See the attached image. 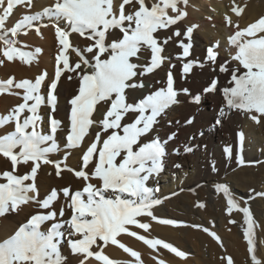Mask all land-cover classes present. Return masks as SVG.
<instances>
[{"label": "snow or ice", "instance_id": "1", "mask_svg": "<svg viewBox=\"0 0 264 264\" xmlns=\"http://www.w3.org/2000/svg\"><path fill=\"white\" fill-rule=\"evenodd\" d=\"M187 3L188 0H122L117 6L114 0H53V3L42 11L24 14L11 29H5L6 21L13 15L14 9L18 6L30 8L33 6V0H0V30L4 31V37L0 38L4 39L3 57L8 61H13L19 56L28 63L35 53L41 51L36 48L33 53L15 47L16 41L5 38L8 32L11 36H17L21 31L33 27L39 32L40 28L36 22L44 17L63 21V24H54L60 49L56 56L54 77L48 83L47 103L52 111H55L56 90L62 76L71 74L67 75V79H78L77 94L69 101L71 108L64 147L82 151V168L73 171L85 184L82 190L73 192L70 187H64L61 191L70 202L72 211L70 220L66 222L70 229L68 235L81 237L70 239V248L74 254H84L85 260L94 257L102 264H118L105 255L103 250L92 251L93 245L102 241L104 245H119L136 258L137 264H142L140 254L117 239L122 233L136 237L153 249L160 245L178 256L185 255L169 243L160 239H149L130 228L135 226L147 231L151 226L142 222L141 218L147 216L153 220L158 219L154 209L162 204V200L156 196L159 188L148 186V182L163 170L167 141L162 142L156 137L143 144L139 142L141 137L154 130L158 118L165 114L170 106L178 103L174 76L170 69L166 86L151 91L136 103L128 102L127 90L145 88L146 85L139 78L162 66L165 60L162 55L164 49L154 34L170 29L182 21L187 16V11L181 5L186 6ZM126 6L132 11L128 12ZM242 11L239 7L232 8L237 17ZM226 20L229 25H233L230 17H226ZM195 27L189 26L183 33L189 41ZM234 28V32L226 37L228 45L234 50L231 60L219 65V73L229 77L227 85L218 89L220 79L217 75L203 92H222L224 105L220 108L215 125H222L226 112L231 110L244 112L252 121L262 123L264 16L243 28L237 23ZM115 30L121 35L109 39ZM73 33L89 41L83 52L72 47L70 36ZM173 35L179 37L182 33L177 29ZM168 39L171 37L164 41L165 44ZM179 45L183 49L182 56L189 57L191 43L180 41ZM70 48L78 57L75 61L70 60ZM218 48L219 43L207 49L208 62H216ZM149 51V63L133 62L141 60ZM3 62L0 60V63ZM195 65V61L188 60L182 66L183 74H189ZM46 76L47 73H43L35 78L34 82L29 79L17 82L13 78L0 81V93L13 87L23 90V102L8 115L0 116V125L14 122V130L0 136V156L7 158L12 167V170L0 173V176L6 179V183H0V216L9 211H16L20 205L30 200L37 201L40 209L45 210L33 214L13 235L0 242V264H62L64 260L59 251L60 239L64 235L61 231L64 223L53 222L46 232L41 231L45 222L56 221L57 212L52 206L59 198V193L53 189L44 199L39 200L35 184L41 164H53L57 176L62 172L60 162L49 159V154L59 151L55 134L61 126V121L54 116L49 118L50 134L43 133L40 127L43 118L39 115V109L45 102V97L41 95V86L45 83ZM188 91L183 89L185 94ZM193 101L199 103L201 95L194 96ZM100 104L107 105V110L102 119L96 121L93 113ZM25 112L29 114L23 115ZM129 114H134L135 119L131 123H122ZM191 122V119L187 121ZM95 128H99V131L95 132L91 143L86 144V138L91 136L90 129ZM175 135L170 134L168 140L173 139ZM238 135L242 144L244 134L240 132ZM184 151L188 153L193 149L185 146ZM224 153L230 157L232 149L226 146ZM30 162V172L24 175L15 174L18 165H29ZM93 179L99 182V186L91 182ZM29 180L32 183H26ZM215 187L216 191L222 192L227 198L229 213L233 209L243 212L246 225L243 236L247 241L251 262L264 264L256 254L255 222L250 209L240 207L228 186L217 184ZM29 193L35 195L30 196ZM256 195L264 196V192ZM59 216H64L63 208L60 209ZM159 222L176 223L173 220ZM203 230L219 240L216 233L210 232L208 228ZM85 260H82L81 264H85ZM160 264L165 262L160 261ZM227 264H233L230 256L227 257Z\"/></svg>", "mask_w": 264, "mask_h": 264}, {"label": "bare ground", "instance_id": "2", "mask_svg": "<svg viewBox=\"0 0 264 264\" xmlns=\"http://www.w3.org/2000/svg\"><path fill=\"white\" fill-rule=\"evenodd\" d=\"M121 2L122 0H114L117 6ZM205 2H210V6H207ZM50 3L48 1L45 2V0H33L31 9L34 11ZM220 3L223 5L222 9L219 8ZM181 7L187 11V16L177 25L171 26L170 29L160 30L154 34L164 49L162 53L165 57L164 63L153 73L140 77L139 79L143 80L146 87L143 89H128L127 97L129 103H136L151 91L166 86L167 74L171 69L174 76V88L178 92V103L170 106L165 114L158 118V123L155 125L154 130L149 135L141 137L139 142L143 144L156 137H159L162 142L167 141L165 145L166 156L163 161V170L159 175H154L148 182V186L151 187V185L155 184L156 188L158 187V182H162L163 189L161 194L156 195L162 200V204L156 206L154 209V214L158 218L157 220H153L147 216L141 218L142 222L150 224L151 227L149 230L145 231L135 226H130V228L132 231H136L138 234L144 235L149 239H160L166 243L170 242L175 248L185 253V255L182 257L178 256L160 245L155 249L147 247V245L144 246L139 242H134L132 240L133 238L130 239L123 234H120L118 237L123 242H127L128 244H126L131 246L132 250L140 254L142 264H160V261H164L165 264H227V257L229 256L232 258L233 264H252L251 255L247 251V241L243 236V231L246 227L243 212L235 209L232 212L234 215L231 216L235 223H231V228L223 229V224L230 222L229 220L226 222V219L223 217V212L219 209V206L225 200H222L221 195L216 196L214 194H217L215 186L217 184H224L228 186L234 198L239 202L240 207H248L250 209L255 222L254 240L257 244L256 254L258 259L264 261V218H262V215H264V196L256 195L257 193H261L260 191L264 192V122L256 123L244 112L231 110L226 112L222 120V125H215V121L220 115V108L224 105L222 92L219 90L215 93L203 92L209 86L211 80L217 75L220 79L218 89H222V87L227 85L229 77L223 73H219V65L225 61H230L231 54L234 52L228 45L226 37L234 32L235 24L238 23L239 27L243 28L261 16H264V0H188L187 5H181ZM233 7L243 9L239 17L232 12ZM126 9L128 12L132 11L129 6H126ZM18 17L16 14L12 15L6 21L5 29H11ZM226 17L231 18L233 25L227 23ZM193 25L196 27L192 33L191 41H189L183 33L187 27ZM177 29L182 33L179 37L173 35ZM24 32H20V35H22L20 37L24 39L18 44V48L22 50L28 49V46L32 45V41L36 39ZM18 35L11 36V33L8 32L5 38L17 39ZM119 35H121L119 31L115 30L113 36L109 39ZM0 37H4L3 30H0ZM169 37L171 39H168V42L165 44L164 41ZM41 39L43 42L45 41L43 45L46 47L53 42H57V37L51 33V30L45 31ZM71 41L75 45V48H79L82 52L89 43L85 38L75 33L72 34ZM180 41H183L185 44L190 42L192 45L190 56L187 58L182 56L183 49L179 45ZM217 43H219V54L216 62L213 64L207 61L206 54L207 49ZM0 48L3 49L4 46ZM69 55L71 61L78 59L73 51L69 52ZM188 60L195 61L196 65L185 76L182 72V66ZM133 62L149 63L150 51L146 52L141 60H134ZM201 64L203 65L202 67L200 66ZM18 66L21 67L23 64L20 66L18 63ZM18 69L21 70V68ZM67 75L71 74L63 76V82H61L58 88L57 94L59 100L55 111H52L50 107L43 109L44 113H46L45 115L42 114L46 116L44 120L49 121L51 116H56V119L61 121V124L66 122L68 118V98L79 87L78 79L73 77L72 80H69L67 79ZM183 89H188V93L185 94ZM197 94L201 95V101L199 103L193 101V97ZM106 110L107 105H98V109L93 114L94 119L96 121L102 119L103 113ZM134 119L135 115L129 114L122 123H131ZM190 119L192 122L187 123ZM97 129L99 128L90 129L91 136L86 138L87 142L92 140L94 132ZM240 132L244 134L242 144L238 135ZM172 133L176 134L175 137L168 140L169 135ZM58 134H60L58 138L60 143L59 147H64L66 136L63 135V131L58 132ZM250 140L253 142L251 143ZM185 146L191 147L193 151L186 153L184 151ZM226 146L232 149L230 157L224 153ZM248 146H250L249 149ZM62 151L59 150V154H63L64 151L61 153ZM78 152L79 150H72L71 156L67 158L66 163L69 162L76 165ZM51 157L53 160L58 158H55V155L53 156L52 153ZM245 163H248V165H245ZM176 165H180V167H176ZM213 165L215 166V170H213ZM27 166L31 167L30 164ZM61 168V175L57 176L53 164H41L37 175L45 180L48 188L55 186L57 183L67 185L73 181L74 189L81 190V186L85 182L77 178L75 174L69 172V170L67 171L65 164ZM177 172L179 174L178 179L176 178V181H174L173 175ZM165 177H168L167 182L170 180L168 184L165 182ZM31 182V180L26 181V183ZM91 182L94 184L99 183L95 179ZM250 188H252L251 192ZM168 189L182 192V197L179 200H174L170 203L174 209L177 206L176 208L179 209L180 215L175 214L168 207L167 202L169 203V198L167 196L171 193V190ZM182 189L186 191H181ZM200 190H203L204 194ZM187 192H192L191 197H199L206 202L207 210L202 216L198 211L195 212L192 210L193 205L191 206V204L187 203L189 196ZM239 193H242V196H249L250 194H253V196H250L249 199L242 200V198L240 199L236 196ZM38 198L43 199L44 197L39 194ZM180 204L181 206H179ZM33 211L39 212L43 211V209L38 208ZM194 213L198 215V218H196L197 216H193ZM171 219L182 220L186 224H189V226L185 224L177 226L178 224H164L159 222L160 220ZM200 224L209 227L208 229L216 233L219 240L208 233H203L200 231V228L194 227V225ZM189 232L190 234L191 232L192 234L194 233V236H196L197 243L194 246L187 242L189 239L188 236L190 235H188ZM98 244L101 245V241H98ZM98 249L101 248L98 247L94 250L97 251ZM190 249L197 254H201L203 257H193L194 254L191 251L189 252ZM101 250L110 259L118 262V264H137L136 258L132 257L130 253L125 252L120 247L108 244V246ZM70 260L73 259L70 258ZM89 260H91L90 264H102V262L97 261L94 257Z\"/></svg>", "mask_w": 264, "mask_h": 264}, {"label": "rangeland", "instance_id": "3", "mask_svg": "<svg viewBox=\"0 0 264 264\" xmlns=\"http://www.w3.org/2000/svg\"><path fill=\"white\" fill-rule=\"evenodd\" d=\"M48 1V2H51L53 3V0H45V2ZM220 2V1H219ZM51 3L49 5H43L41 8L39 9H36V10H32L30 7H26V6H18L17 8L14 9V13L13 15L16 14V16L18 15L19 17L16 18L15 20V23L22 18V16L24 14H34L36 12H40L43 10V8L45 7H48L51 5ZM207 4V6L209 5L210 6V2H205ZM222 3H220L219 5V8L222 9ZM21 15V16H20ZM55 23H60V24H63V21H55V20H50L49 18L47 17H44L41 21L39 22H36L37 26L40 28V31L37 32L35 27L33 28H29V29H25L22 32L26 33L27 35H31V37H35L36 39H34L32 41V45L28 46V49H21L22 51H30V52H33L35 53V49L36 48H39L41 49V51L39 53H35L33 59L28 62V63H25L24 60L20 59L19 56H17L13 61H8L6 57H3V49L0 48V60H3L4 62L3 63H0V81H5L9 78H13L15 81H20L22 79H29V80H32L34 82L35 78H37L39 75L43 74V73H47V76H46V81L45 83L42 84L41 86V95H43L45 97V102L41 105L40 109H39V115L43 118L42 121H41V124H40V127H41V130L43 133L45 134H50V125H49V121L47 120H44L46 118V116H43L45 115L46 113H44V110L46 107H50V105H48L47 103V94H48V91H49V88H48V83H50L51 79L54 77V73H55V67H56V56L59 52V49H60V45L58 43V38L56 39L57 42H53L51 43L50 45H48L47 47L44 44V42L42 41V37L44 36V33L45 31H50L51 30V33L55 35V27H54V24ZM14 26V24L12 25V27ZM5 27H6V24H5ZM25 34V36H26ZM22 35H18V38H12V40L16 41V44L14 45L15 47H18V44L19 42L24 39L22 37H20ZM24 36V35H23ZM39 38V39H38ZM71 38H72V35L70 36V41H71ZM40 43V44H39ZM72 43V41H71ZM34 44V45H33ZM42 45V46H41ZM72 47H75V45L72 43ZM4 46L5 47V44H4V39L0 38V47ZM50 47V48H49ZM44 48V49H43ZM2 49V50H1ZM69 52H72V49L70 48ZM75 53V52H73ZM42 59V60H41ZM47 59V60H46ZM41 61H44V62H41ZM40 62V63H39ZM18 63L19 65L21 66V64H23V66L19 67L18 66ZM17 64V65H16ZM7 66V67H6ZM21 68L18 69L17 68ZM26 67V68H25ZM15 69V70H14ZM18 69V70H17ZM3 70V71H2ZM12 70V71H11ZM17 70V71H16ZM16 71V72H15ZM20 71V72H19ZM15 72V74H14ZM22 72V73H21ZM24 72V73H23ZM63 79L64 77L62 76L61 77V80L59 81L58 83V87H57V90H56V94L58 93V88L60 87L61 85V82H63ZM77 91H78V88L75 90V93L73 92L69 98L71 99L72 96H74L75 94H77ZM17 93H19V95H17ZM5 96V97H4ZM7 96V97H6ZM2 97V98H1ZM22 97H23V90H20V89H16V88H11L5 92H2L0 93V116H4V115H8L12 109H14L19 103L23 102L22 100ZM6 98V99H5ZM68 98V100L70 101V99ZM6 100V101H5ZM10 100V101H8ZM13 100V101H12ZM58 100H59V96L57 94V102H56V105L58 103ZM46 105V106H45ZM44 106V107H43ZM71 108V105L69 104L68 105V110H67V120L65 123L61 124L60 126V129H58L57 133L55 134V140L57 142V144L60 146V143L58 141V138L60 137V134H58V132H64L63 135L66 136L67 134V130H68V126H69V114H70V108ZM2 108V109H1ZM97 109H98V106H97ZM42 111V112H41ZM29 113L25 112L23 115H28ZM43 114V115H42ZM94 114V113H93ZM23 115H22V118H23ZM56 118V116H54ZM6 129V130H5ZM14 130V122H9L8 124L6 125H0V136L8 133V132H11ZM61 130V131H60ZM96 131H99V129L95 130ZM95 132H94V135H95ZM122 134V133H121ZM64 136V137H65ZM66 138V137H65ZM94 138V136H93ZM92 138V139H93ZM89 143H91V141H88ZM88 142L86 141V143L88 144ZM250 142L252 143L253 141L250 140ZM66 144V143H65ZM250 146H248V149H249ZM61 148V149H60ZM59 150H63L61 153L63 154H59V152H54L52 153L53 156L55 155V158H57L56 160H53L52 157H51V154H49V159L50 160H53V161H58L60 162L61 166L63 167V165L65 164L66 166V170L73 174H75V171H79L77 169H80L82 168V159H80L82 157V151L79 150L78 152V156H77V164L74 165L72 163H66L67 161V158H69L71 156V151L69 149H66L65 147L61 146L59 147ZM67 150V151H66ZM18 151V149H17ZM67 153V155H66ZM80 153V154H79ZM69 155V156H68ZM68 156V157H67ZM66 159V160H65ZM31 165V163H30ZM78 165V166H77ZM245 165H248V163H245ZM30 166H27V165H18L17 168H16V171H15V174H18V175H24L25 173H28L30 172ZM12 170V167H11V163L10 161L3 157V156H0V173H3L4 171H10ZM178 172L175 173L173 175V179L174 181H176V178L178 179ZM39 178V179H38ZM41 178V179H40ZM168 180V177H165V182L168 184L169 181L167 182ZM0 183H6V179H4L2 176H0ZM32 183V182H31ZM35 184H36V188L39 192L40 195H42L44 198L50 194V192L55 188L58 193H59V198L54 202L53 204V209L57 212V217H56V221H48V222H45L42 226H41V231H44L46 232L48 230V228L51 226V224L53 222H63L64 223V227L61 229V231L64 232V235L63 237L60 239V243H59V251L62 255V257L64 258L62 264H81V261L82 260H85V257H84V254H74L70 248V245H69V240L70 239H79L81 237H79L78 235L77 236H72L70 237L68 235V232H69V226L67 225V221L70 220V217H71V214H72V211L70 210L71 208L69 207V201L67 198H65L62 194V189L65 187H70V189L75 192L79 189H74V186H73V181L69 182L67 185H63L61 183H57L55 186H50L48 188V184L45 183V180L40 177L39 175L36 176V179H35ZM44 184V185H43ZM99 186V183H95ZM69 185V186H68ZM84 184L81 186V190L83 188ZM151 187L153 188H156L155 184L151 185ZM53 188V189H52ZM159 188V192L156 193V195H160L161 194V191L163 189V184L162 182H158V187ZM168 190H171V193L169 194V196H167L169 198V203L167 202V204L169 205L168 207L175 213V214H179V209L176 208L177 206H175V209L171 206V202L172 201H176V200H179L182 196V192L180 191H176V190H172V189H168ZM185 189H182L181 191H184ZM186 191V190H185ZM189 191V190H188ZM201 192H203V190H200ZM252 191V188H250V192ZM168 192V191H167ZM262 192V191H260ZM217 194H214V195H221V198L224 202L221 207V205L219 206V209H221V211L223 212V217L226 219V222H228L227 220H229L230 222L228 223H225L223 224V229L225 230L226 228H231L232 226L231 225V221H233V217H231L232 215H234V212L235 209H233V211L231 213H229L227 211V208H228V204H227V198L224 196L223 193L221 192H218L216 191ZM232 193V192H231ZM187 194L189 195L188 198H187V203L188 204H191L192 206V210H194L195 212L198 211L200 213V215L202 216V214L205 213V211L207 210V204H205L206 202L204 200H202L201 198H196V197H191L192 196V192H187ZM204 194V192H203ZM30 196L32 195H35V193H29ZM62 195V196H61ZM238 196L240 199L242 198V200L244 199H249L250 196H253V194H250L249 196L245 195V196H242V193L239 195H236ZM63 197V198H62ZM179 197V198H178ZM43 198V199H44ZM86 198V196H85ZM215 198V197H214ZM39 199V198H38ZM64 199V200H63ZM39 200H42V199H39ZM237 200V199H236ZM59 201V202H58ZM63 202V204H62ZM59 203V204H58ZM61 203V204H60ZM196 205V206H195ZM201 205H203V207H201ZM181 206V204L179 205ZM178 206V207H179ZM36 207V208H35ZM40 208L39 207V204L37 201L35 200H30L29 202L25 203V204H22L18 207V209L16 211H9L8 213H6L5 215L3 216H0V242H2L4 239L8 238L9 236L13 235L14 232L16 230H18V228L23 224L25 223L33 214H36L37 212L36 211H33L34 209H38ZM63 208L64 209V216L63 217H60L59 216V211L60 209ZM180 208V207H179ZM32 209V211H31ZM30 211V212H29ZM45 211V210H43ZM217 211V210H216ZM188 212V211H187ZM203 212V213H202ZM183 213V212H182ZM180 215V214H179ZM178 215V216H179ZM193 216H197L196 218H198V215H196L194 213ZM262 218H264V215H262ZM173 221H176V225L177 226H180V225H188L189 224H186L184 221L182 220H179V219H171ZM8 222V223H7ZM174 224V225H175ZM227 224V225H226ZM204 225V224H203ZM202 224H200L199 226L200 227H197V228H200V231H202L203 233L205 232L203 229L204 228H209L207 227L206 225L203 226ZM228 226V227H227ZM188 229H191V228H188ZM202 229V230H201ZM210 231V230H209ZM211 232V231H210ZM7 233V234H5ZM208 233V232H205V234ZM123 235H126L128 238L132 239L134 242H139L140 244L146 246L147 244H145L143 241L137 239L136 237H133V236H130L128 235L127 233H122ZM186 234V233H185ZM190 234V232L188 233V235ZM192 234V232H191ZM190 234V235H191ZM209 234V233H208ZM4 235V236H3ZM141 235V234H140ZM188 236L189 239L187 242H189V244H191L192 246L196 245L197 241H196V236H194V233L191 235ZM212 236V235H211ZM215 238V237H214ZM121 243L123 242V240H121L119 237L117 238ZM187 239V237H186ZM192 239V240H191ZM125 243V244H124ZM127 242H123L124 245H126L127 247L131 248V246L127 245L126 244ZM169 244H171L173 246L172 243L170 242H167ZM111 243H109L110 245ZM101 241V245L98 244V247L99 248H104L107 245H104ZM112 245V244H111ZM97 245H93L92 247V251L95 252V248H98L96 247ZM115 247H119V245H114ZM147 247H150L147 245ZM174 247V246H173ZM101 249H98L97 251L101 250ZM122 249V248H121ZM132 249V248H131ZM169 250V249H168ZM192 252L194 255L193 257L195 258H198V257H203L201 254H197L195 252H193V250H189V252ZM169 252H171L169 250ZM173 253V252H171ZM73 259V260H70ZM89 259H93V257H89L87 258V260H85V264H90V261ZM196 260V259H195Z\"/></svg>", "mask_w": 264, "mask_h": 264}]
</instances>
